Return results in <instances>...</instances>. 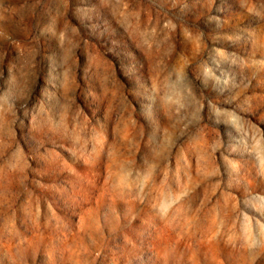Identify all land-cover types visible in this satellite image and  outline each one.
I'll use <instances>...</instances> for the list:
<instances>
[{
  "label": "rangeland",
  "instance_id": "rangeland-1",
  "mask_svg": "<svg viewBox=\"0 0 264 264\" xmlns=\"http://www.w3.org/2000/svg\"><path fill=\"white\" fill-rule=\"evenodd\" d=\"M0 264H264V0H0Z\"/></svg>",
  "mask_w": 264,
  "mask_h": 264
}]
</instances>
